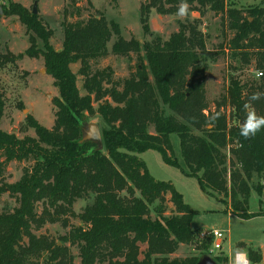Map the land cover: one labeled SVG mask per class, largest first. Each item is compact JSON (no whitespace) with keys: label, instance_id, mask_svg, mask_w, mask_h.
I'll use <instances>...</instances> for the list:
<instances>
[{"label":"trees","instance_id":"trees-1","mask_svg":"<svg viewBox=\"0 0 264 264\" xmlns=\"http://www.w3.org/2000/svg\"><path fill=\"white\" fill-rule=\"evenodd\" d=\"M66 1L60 51L52 46L53 32L39 15L10 5L9 13L42 40L44 50L31 41L24 55L0 57V67L24 56L43 58L59 97L54 102L57 112L52 129L32 117L27 125L34 130V138L20 139L0 127V200L8 195L15 201L13 208L0 210V264H75L73 247L78 249L80 264H198L205 254L170 258L182 246L202 248L199 231L191 227L195 212L171 183L155 180L138 155L157 151L166 165L196 179L205 195L229 198L225 205L230 214L246 220L260 217L262 214H250L249 209L252 191L259 196L264 192V131L246 140L239 128L248 98L264 92V78L250 83L231 80L223 98L238 122L231 125L222 105L211 110L207 100L205 56L209 52L197 20L181 23L167 41L158 37L141 43L124 39L119 24L100 13L69 22V9L80 13V1L89 9L94 4L92 0ZM187 3L190 13L202 17L212 12L227 21L233 38L225 47L232 59L245 64L254 60L256 71H264V6L237 9L228 7L226 0ZM180 4L181 0H143L140 21L144 35L150 34L152 11L176 15ZM110 54L129 59L136 55L135 72L115 80L109 67L93 70V63ZM210 56L215 61L217 54ZM73 65H80L78 74ZM78 75L83 78L84 96L78 88ZM5 108L0 88V126ZM252 108L264 116V99L254 101L249 110ZM217 112L220 119L208 127V115ZM96 115L107 125L102 131V150L96 143H81L87 117ZM173 135L180 140L182 163L176 158ZM14 162L30 167L18 182L10 184L4 173ZM80 200L91 203L77 214L74 205ZM170 204L172 214H168ZM71 219L81 225L72 226ZM47 224L70 227L68 235L60 239L62 246L49 236L36 234ZM248 256L252 264H261L259 251L248 249ZM214 260L221 264L220 259ZM222 261L227 264L226 259Z\"/></svg>","mask_w":264,"mask_h":264},{"label":"rangeland","instance_id":"rangeland-1","mask_svg":"<svg viewBox=\"0 0 264 264\" xmlns=\"http://www.w3.org/2000/svg\"><path fill=\"white\" fill-rule=\"evenodd\" d=\"M92 1L94 9H89L83 1H80L78 5L80 13L76 9H69L71 13L68 17L69 22L87 20L89 17L98 16L100 13L108 21L119 24L124 39L135 38L141 43L151 42L158 37L167 41L172 34L179 31L181 23L197 20L200 23V30L206 35V46L209 52L205 56L208 65L205 87L210 108L215 110L216 106L221 104L222 112L227 115L229 123L231 125L238 123L230 104L228 102L223 104V98L227 95L232 79H238L242 83L257 80L255 76L256 64L254 60L249 64H245L232 59L229 47H225L233 38V33L228 30L227 21L224 20L223 22L220 16H215L212 12H208L202 17L198 13H190L186 18H179L177 15L161 16L152 11L149 19L150 34L146 36L143 33L140 21V8L143 0ZM36 2L37 15L40 16L43 24L53 32L52 46L57 51L62 49L65 10L67 8L66 0H0V57L8 54L13 56L24 55L26 50L30 48L31 41H35L37 47L44 50L42 40L33 32H30L21 23L18 16L9 13L10 5L16 4L33 14V7ZM260 6H264V0L261 3L245 4L241 7L248 9ZM115 41L116 38L110 43V49ZM210 54H217L215 61H212ZM138 63L136 55H132V58L129 59L110 54L106 59L93 63L92 68L93 70H102L109 67L114 72V79L122 80L135 72ZM144 64L146 65V62ZM79 69L80 65L72 66V70L76 74H78ZM0 88L4 93L6 102L4 118L0 126L3 131L15 134L20 139L36 137L34 130L27 125L30 117L48 129L53 128L57 112L54 102L59 97V91L54 86L53 78L48 75L45 69L43 58L32 59L24 56L22 60L15 63L5 62L4 67H0ZM78 88L82 96L86 95V91L83 89V78L79 75ZM95 108H98V104H95ZM86 124H97L101 131L107 128L99 115L87 117ZM151 132L153 133V131ZM172 144L176 158L182 163L180 140L176 135L172 136ZM226 153L230 159L231 154L229 151H226ZM138 157L146 164L155 180L171 183L183 195L184 202L196 214L191 225L193 231L218 230L226 238L224 243L225 252H228L229 248L232 250L236 247L241 248L240 244L244 243L245 247L242 249L246 250L247 253L248 249L259 251L262 254L261 264H264V192L259 196L255 191H252L249 209L250 214L262 215L249 220L241 219L230 214L229 208L225 205H229V198H225L223 195L214 197L205 195L196 179L188 178L180 170L166 165L157 151L150 150L138 155ZM26 167H30V164L16 162L9 164L4 173V179L10 184L18 182L22 178ZM254 184H258L257 179L254 180ZM90 203L91 200L77 201L74 205V211L79 214ZM14 206L15 201L8 195L0 200V210L11 209ZM39 208L41 212V206ZM169 208L168 214L174 213L171 204ZM70 224L72 226L81 225L77 219H71ZM69 231L70 227L65 228L62 224H47L36 234L38 236H49L59 246H62L60 239L67 236ZM209 242H202L204 243L202 248L196 245L182 246L170 258L199 257L206 254L210 246ZM66 245L70 246L69 244ZM71 251L75 256V264H80L78 249L73 247ZM215 259H220L221 264H223V258L217 257Z\"/></svg>","mask_w":264,"mask_h":264},{"label":"clouds","instance_id":"clouds-1","mask_svg":"<svg viewBox=\"0 0 264 264\" xmlns=\"http://www.w3.org/2000/svg\"><path fill=\"white\" fill-rule=\"evenodd\" d=\"M176 15L179 18H186L190 15V6L187 3V0H181ZM255 76L259 79L264 76V71H257ZM261 99H264V92H255L248 98L243 106L245 116L243 122L240 124L239 135L246 140L255 137L261 131H264V116L258 115L254 108L249 110L254 101H259ZM219 119L220 113H213L208 115L206 123L208 127H214ZM230 264H252V262L250 261L246 250L236 247L232 250Z\"/></svg>","mask_w":264,"mask_h":264},{"label":"built area","instance_id":"built-area-1","mask_svg":"<svg viewBox=\"0 0 264 264\" xmlns=\"http://www.w3.org/2000/svg\"><path fill=\"white\" fill-rule=\"evenodd\" d=\"M262 78H264V76L260 77L259 79H257V78L256 79L260 80ZM197 236L201 242L210 241L209 242L210 246L208 247L205 255H208L213 259H215L217 257H221V258H223V260L224 259L227 260V264H230V261L232 258V249L229 248L228 252H225L224 243L226 241V238L220 231H218V230H201L198 232Z\"/></svg>","mask_w":264,"mask_h":264},{"label":"water","instance_id":"water-1","mask_svg":"<svg viewBox=\"0 0 264 264\" xmlns=\"http://www.w3.org/2000/svg\"><path fill=\"white\" fill-rule=\"evenodd\" d=\"M1 14V8H0ZM37 2L33 7V15H37ZM93 142L99 146V149H103L102 131L97 124H85L82 128V140L81 143ZM198 264H217V262L208 255H203Z\"/></svg>","mask_w":264,"mask_h":264},{"label":"crops","instance_id":"crops-1","mask_svg":"<svg viewBox=\"0 0 264 264\" xmlns=\"http://www.w3.org/2000/svg\"><path fill=\"white\" fill-rule=\"evenodd\" d=\"M228 7H233L237 9H245L241 6H244L245 4L253 5L255 3H261L262 0H226Z\"/></svg>","mask_w":264,"mask_h":264}]
</instances>
